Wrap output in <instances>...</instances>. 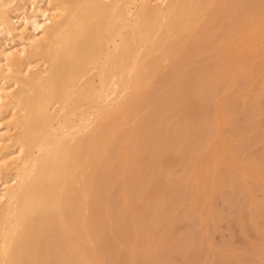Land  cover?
Returning a JSON list of instances; mask_svg holds the SVG:
<instances>
[{
    "label": "bare ground",
    "instance_id": "obj_1",
    "mask_svg": "<svg viewBox=\"0 0 264 264\" xmlns=\"http://www.w3.org/2000/svg\"><path fill=\"white\" fill-rule=\"evenodd\" d=\"M248 70L264 75V0H0V264H119L126 250L110 252L99 174L118 172L123 186L128 176L129 209L128 192L149 202L170 193L165 159L149 154L181 150L182 132H209L210 104L192 86L219 88ZM172 80L183 86L169 89ZM153 95L166 111L180 107L181 126L163 129L158 111L125 133ZM138 209L134 220L161 218L162 206Z\"/></svg>",
    "mask_w": 264,
    "mask_h": 264
},
{
    "label": "rangeland",
    "instance_id": "obj_2",
    "mask_svg": "<svg viewBox=\"0 0 264 264\" xmlns=\"http://www.w3.org/2000/svg\"><path fill=\"white\" fill-rule=\"evenodd\" d=\"M216 41L219 44L220 37ZM207 53L209 60L215 59L211 58L212 50ZM194 67L195 70L188 67L186 71L190 75L197 74L202 64ZM248 72L226 79L219 88L215 84L192 86L196 92L192 96L210 104L213 124L209 132H200L197 136L190 131L182 132L184 141L178 146L181 150L174 145L177 151L149 154L152 161L157 156L156 161L165 159L159 174L169 181L173 188L170 193L154 195L149 202L139 196L130 197L128 192V200L134 204L129 209L125 203V185L128 190L132 186L128 176L123 186L122 179L119 183L115 180L118 172L99 174L105 180L99 209L110 252L120 255L121 247L126 250L119 264H264V75L260 72L248 75ZM163 73L167 74L168 69ZM172 81L173 84L169 81V89L180 88L184 83ZM154 98V95L149 98L150 106L147 101L125 124V133H130L139 120L158 111L163 115V129L181 126L177 122L180 107L166 111L164 103ZM153 101L158 105L151 103ZM218 109L223 113L222 121ZM206 125L201 122L196 128L203 130ZM149 132L139 137L138 133L136 139ZM131 145L125 137L120 141L125 151ZM172 156L184 160L175 165ZM120 167L121 172L127 171L129 164L122 161ZM201 167L198 174L197 169ZM196 172L197 180L191 187H185L186 179ZM110 179L113 181L109 182ZM146 184L143 182V187ZM149 204L162 206L161 218L156 224L134 220L137 214L133 210L137 207L142 213Z\"/></svg>",
    "mask_w": 264,
    "mask_h": 264
}]
</instances>
